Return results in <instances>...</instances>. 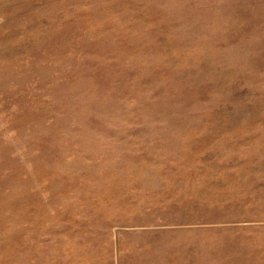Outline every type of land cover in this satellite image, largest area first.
<instances>
[{
	"label": "rangeland",
	"instance_id": "1",
	"mask_svg": "<svg viewBox=\"0 0 264 264\" xmlns=\"http://www.w3.org/2000/svg\"><path fill=\"white\" fill-rule=\"evenodd\" d=\"M263 189L264 0H0V264H264Z\"/></svg>",
	"mask_w": 264,
	"mask_h": 264
},
{
	"label": "crops",
	"instance_id": "2",
	"mask_svg": "<svg viewBox=\"0 0 264 264\" xmlns=\"http://www.w3.org/2000/svg\"><path fill=\"white\" fill-rule=\"evenodd\" d=\"M217 201L218 205L224 202L242 204L240 206L242 210H244L243 204H249L252 209L254 205H258V202L264 203V193L259 194L257 191L250 195H241L234 200L218 198ZM195 229L196 226L191 221L178 223L171 228L170 234H162L164 238H160V240L155 237L146 238L144 242L141 241L139 252H137L138 254L145 252L148 259H155L153 262L148 261L145 264H222L221 260L226 259L227 255L218 249L213 251L208 248L207 250L203 249L200 244L196 243Z\"/></svg>",
	"mask_w": 264,
	"mask_h": 264
}]
</instances>
